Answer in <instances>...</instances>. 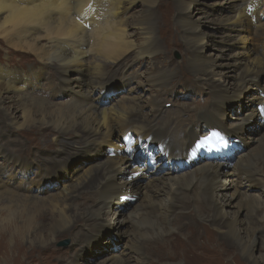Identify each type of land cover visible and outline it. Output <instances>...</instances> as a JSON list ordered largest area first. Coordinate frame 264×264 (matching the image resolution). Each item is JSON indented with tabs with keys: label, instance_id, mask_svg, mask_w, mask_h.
Listing matches in <instances>:
<instances>
[{
	"label": "bare ground",
	"instance_id": "6f19581e",
	"mask_svg": "<svg viewBox=\"0 0 264 264\" xmlns=\"http://www.w3.org/2000/svg\"><path fill=\"white\" fill-rule=\"evenodd\" d=\"M224 1L229 14H219L215 24L232 39L223 40L218 55L205 56L193 51L200 39L195 27L201 26L193 15L196 0H0L1 50L16 59L15 64L27 67L24 72L0 63L1 122L24 134L28 147H39L30 159L8 150L0 153V196L16 195L12 179L30 171V165H66L74 155L107 147L114 152L103 161L89 158L77 165L68 174L69 183H58L59 193L26 197L28 209L40 214L36 220L26 210L28 216L19 224L9 212L0 226V264H43L44 256L79 264L77 252L68 261L51 242L68 236L72 245L81 246L105 225L116 234L127 233L121 228L127 222L131 245L126 243V249L94 264H264V111L261 115L255 106L249 107L237 119L240 123H228L229 130L219 125H224L229 98L256 99L264 106V0ZM243 33L262 38L261 52L230 80L220 68L241 63L244 51H237V38ZM172 46H182L183 64L170 63ZM145 57L149 63L129 89L130 96L116 101L102 96L121 67L139 66ZM224 57L234 63L218 62ZM185 73L195 86L212 88L210 107L164 109V102L170 101L164 96L165 88ZM43 77L50 89L68 92L69 100L52 101L34 94L33 83ZM254 86L262 87L260 95H247L246 90ZM144 92L148 97H142ZM105 100H111L109 105H100ZM185 114L188 117L183 119ZM255 116L262 125L255 120L251 131L263 128L257 136L247 132ZM215 128L254 144L218 160L191 159L182 167L173 163L164 174L144 171L130 160L138 148L132 154L123 151L122 136L134 132L136 140L141 138L147 146H141L143 152L154 161L184 159L196 137ZM228 161L231 169L226 173L223 163ZM39 169L34 189H48L37 185L46 176L60 181L54 168ZM136 174L146 179L141 195L132 180ZM226 174L230 178L222 182ZM255 187L260 192H249ZM124 195L140 196L128 216L119 212ZM242 212L245 219L240 217ZM16 214L20 219V212ZM258 242L262 251L256 255L253 244Z\"/></svg>",
	"mask_w": 264,
	"mask_h": 264
},
{
	"label": "rangeland",
	"instance_id": "374dc122",
	"mask_svg": "<svg viewBox=\"0 0 264 264\" xmlns=\"http://www.w3.org/2000/svg\"><path fill=\"white\" fill-rule=\"evenodd\" d=\"M196 1L197 2L195 5V8L193 10L194 11L193 15H194L195 20H197L201 26L199 29L195 27V31L200 32V33L199 32L197 33L200 35V37H199L200 39L193 46V51H195V53L203 54L205 56L207 54L213 55V56L218 55L220 53L219 47H222L224 44L223 40H226V38L232 39V37H227L225 35L226 33H224L222 29H219L216 27L215 19H217V17L220 16L221 14L222 15L229 14V8L225 7V5H229V4L226 3L225 1L223 2V0H217V2L220 1V2H218L219 4H214V2H216L215 0H196ZM220 3H223V4H220ZM135 7L136 8L134 9V11H135L134 13H136L138 11L140 4L139 3L136 4ZM262 8H263L262 16L264 18V7H262ZM212 20H213V22H212ZM253 27L256 28V23L253 25ZM243 34H245L244 37L241 36V37L237 38L238 39L237 40V51H239V52L244 51V53H242L239 56L240 62H241L240 64L234 63L233 58H227V57L218 58V62L221 61L220 63H225V62L226 63H229V62L234 63V64L228 65V66H226V65L221 66V68H220L221 70H226L228 72V75H230V78H229L230 80L233 79L234 75L237 76V74L239 72H241V69L244 67L245 63L256 58L255 56H258L261 52V41H262L261 39L262 38L257 37L255 34L254 35L253 34L247 35L246 33H243ZM254 36H256V37H254ZM242 38H243V40H242ZM244 45H246L247 47L245 48ZM181 47L178 48L176 46H172L169 57H167V58L171 59L170 63L174 66H178V65L184 63V60H183L184 52L182 51ZM224 54L227 55V52L225 51ZM8 57H9V55L4 53V51L1 50V46H0V63H6L7 66L9 64L8 67H10V68L15 67L14 69H17L19 71H24V72L27 71V69H26L27 67L25 68L24 64L17 65V64H15V62H18L16 59H9L10 57L9 58ZM148 63H149V61L145 57V59H142V62L139 64V66H137V64H132V65H128L125 68L121 67L116 72L115 76L112 77L111 84L105 86L103 91H101L102 96L105 98H108V99L110 97L111 98L113 97V99L115 101L120 100V99H124L125 97H127L130 93L129 89L131 87L135 86L134 84L138 78H141V74L145 71ZM122 79L125 80L124 83H122ZM191 80H192L191 76L188 73L178 74L177 77H174V79L171 81L169 86H167L165 88V91H164L165 92L164 96L170 99L169 102H164L163 106H164L165 110H178L181 107H187V106H188V108L189 107L194 108L193 110H195V107H196V109H199V108H202L205 106L206 107L211 106V104L213 103L212 101L214 99V98H212L213 97L212 88L209 89V86H202V85L195 86L193 84L194 82ZM261 83L262 82H260V85H261ZM114 88H116L118 90L115 89V91H112V90H114ZM31 89L33 90L32 92L34 94L45 95L46 97H49L52 101H60V102L66 101L67 102L70 98L68 96V94H69L68 92H64V91H61L58 89L57 90L55 89V91L52 88L50 89V86L48 85L47 80L44 77L39 78L37 83L36 82H35V84L33 83V86L31 87ZM210 91H211V93H210ZM261 91H262V87L257 88L256 86H254L252 89L246 90V93H247V95L249 94V96L250 95L258 96V95H260ZM135 93H136V91L132 92L131 94H135ZM167 94H168V96H167ZM50 95H51V97H50ZM148 95H149V93L144 92L142 97L146 98V97H148ZM110 102H111V100H110ZM109 103H108V100L107 101L105 100V101H102L100 103V105L103 104V106H108ZM209 103H210V105H208ZM246 105H247V107H246ZM258 105L259 104L257 103L256 99H250L249 101H247V99L242 98L238 101V99H235V96L232 98H229L225 102V106H224L225 112H226V115L224 118L225 122H224V125H222L219 122L220 127L227 128L229 130V128L227 127L228 123H232V122L240 123L237 119L244 116L243 114L246 112V110L249 107L255 106L257 108ZM182 117L184 119V118H187L188 116H187V114H185ZM255 120H257L261 124L260 120H258V116H255L254 120H250L249 125L247 127V132L249 133V135L252 134L253 136H257V134L261 133L263 130V128L261 127V128L252 129V131H251L250 126L252 124H254ZM17 130H18L17 128L14 129L13 126H11L10 124H9V126H7L6 124H3L1 122V118H0V137H1L0 138V153L5 152V150L6 151L8 150L6 153H16V154L18 153L21 155H25L26 158H29V159L31 157L33 158L35 154L39 153V151H38L39 147L38 148H37V146L28 147L27 143H26L27 140H26V138H24V134L20 133ZM55 135H57V134H55ZM133 135L136 136L134 132H133ZM7 139H9L10 141ZM114 139H115V141H118V131H115ZM234 139H233V141L235 142V144L237 145V148H238L235 151L236 155L241 153V152H244L247 148L251 147L254 144V143L252 144L249 140H246L245 137H244V139H241V140H239V139L234 140ZM5 140H7V141H5ZM14 141H15V144H14ZM6 144H8V145H6ZM24 144H26L25 146L28 147V149H26ZM4 146L6 149L4 148ZM110 149L111 148L107 147L101 152L99 151V152L92 153V154L87 153V154L74 155L67 160L66 165H64V164L59 165V164L55 163L54 166H51L48 164L40 166L39 168H41L44 172L45 171L48 172V170H47L48 166L54 168L56 171V176H57L56 181H57V179H60V181L55 182V180L52 177L49 178L46 176V179L43 182L37 184L38 186L41 185L42 188H45L48 186V189L45 190L44 192L38 191V189H34V187L36 185L32 186V183H34L36 180L35 178L38 179V177L40 176V169L37 168L38 166L30 165V167H31L30 171H25V173L23 171L22 175L16 174V177L12 179L13 182L10 185V186H14V190L16 191L15 192L16 195L15 196H12V195L11 196L10 195L0 196L1 197L0 198V200H1L0 201V226L6 222V219L8 218V213L11 211H13V213L16 215V219H17L19 224H20V222L22 223L23 220L28 216V213H29V215L33 216V218H35V220H36V218L40 214H39V212H35L33 209H32V211H30L28 209V206L30 205V201H25L26 197H29L30 194L34 195L32 193H37L38 194L37 197H39V198H44V197H47L49 195L59 193L61 191V188H60V185L58 183L59 182L69 183L70 180L68 179V174L70 172H72V170L75 169L77 165L81 164L84 161H87V159H89V158H94L95 161H103V159L105 160L108 157H113V155H111L112 153H110L111 152ZM154 153H156V152L154 151ZM51 155L52 154L50 153L49 156H51ZM53 156H54V154H53ZM130 160L134 161V159H130ZM1 162H2V159H1V155H0V166H1ZM134 162H135V164L137 163L136 161H134ZM141 162H144V163H139V167L142 166L141 168L144 171H148V172L152 171V172H156L157 174H164L165 171H169V169L171 167V165H169V166L167 165V164H169V161L166 162L167 163L166 165H164L162 163H158L157 161H154V164L156 165L155 168H150L149 166H147V164H146L147 162L145 159H143ZM33 163H35V162H33ZM230 169H231V164H230V166L224 168L226 173ZM35 172H37V173L35 174ZM36 175H38V176H36ZM47 175H48V173H47ZM230 175L231 174L224 175L221 178V181L223 180L222 182H225L226 179L230 178ZM34 176H35V178H34ZM130 176L131 175H127V177H130ZM133 178L134 179H132V180H134V187L138 186L140 188L139 189V191H140L139 195H141L144 188L146 187V185H145L146 179L145 178H139L138 174H136ZM123 180H127V178L125 177V178H123ZM20 181H22V183H21L22 185L20 184ZM16 182H18V183L16 184ZM56 185H58V186L56 187ZM241 190H243V189H241ZM219 191H220L219 187H217L215 192L217 193ZM249 192H260V187L252 188L251 190H249ZM24 193H25V195H24ZM17 196H18V199H17ZM128 196L132 199V202L130 203V200H127L126 202H122V204L119 208V212H120L121 216H128L133 211L135 204L140 199V196L139 197L138 196H130V195H128ZM2 197L5 199H3ZM238 197H239V200H241L243 202L242 197H240V196H238ZM238 197H237V200H238ZM8 200H9V202H8ZM17 201H18V203H17ZM21 201H23V203ZM18 204L20 206H18ZM21 206H22V208H21ZM1 207H2V209H1ZM26 210H28L29 212L24 215V211L26 212ZM16 211L20 212V219L17 218L18 213L16 214ZM243 213L244 212H242L240 214V217L242 219H245L243 216ZM105 217H107V220H108V218L110 217V214L105 215ZM121 228L124 229L125 232L127 230V233L116 234L113 230L108 229V227L105 225L99 230L100 231L99 233L97 232L98 234L96 233L97 235L95 233L93 234L96 238L94 236H92V238L89 240L84 239L81 246H78L77 244L72 245L71 241H70L71 238L68 236H59L56 239V241L54 240L53 243L51 242V244L57 250V252L59 254H64L66 256L65 258L68 261L72 258V253L77 252L79 264H94L95 261L103 259L105 256H108V255L114 254V253H118L119 251L126 249L125 245H127V244H128V246L131 245L130 244L131 242L128 240V238H129L128 236H130V233H131V228L129 227L128 222L123 224L121 226ZM62 242H66V244L63 245V244H61ZM260 243L261 242H258L257 244H253V247L255 248L254 250H255L256 255L260 254L262 251L260 249ZM23 244H25V243H23ZM73 248H75V249H73ZM82 253H84V254H82ZM45 257H47V256H44L41 258L43 261L42 262L43 264H65V262H60V261L58 262L55 259H51L48 257L45 258Z\"/></svg>",
	"mask_w": 264,
	"mask_h": 264
},
{
	"label": "water",
	"instance_id": "95a60500",
	"mask_svg": "<svg viewBox=\"0 0 264 264\" xmlns=\"http://www.w3.org/2000/svg\"><path fill=\"white\" fill-rule=\"evenodd\" d=\"M61 244L65 245V244H66V242H62Z\"/></svg>",
	"mask_w": 264,
	"mask_h": 264
}]
</instances>
